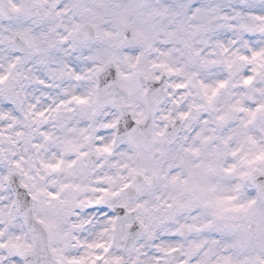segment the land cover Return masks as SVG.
<instances>
[{"label": "snow or ice", "instance_id": "snow-or-ice-1", "mask_svg": "<svg viewBox=\"0 0 264 264\" xmlns=\"http://www.w3.org/2000/svg\"><path fill=\"white\" fill-rule=\"evenodd\" d=\"M0 264H264V0H0Z\"/></svg>", "mask_w": 264, "mask_h": 264}]
</instances>
